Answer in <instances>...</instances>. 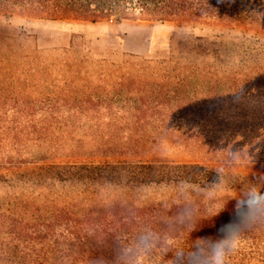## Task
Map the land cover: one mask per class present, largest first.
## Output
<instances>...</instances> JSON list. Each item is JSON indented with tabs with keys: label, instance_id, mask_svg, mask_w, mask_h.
<instances>
[{
	"label": "trees",
	"instance_id": "16d2710c",
	"mask_svg": "<svg viewBox=\"0 0 264 264\" xmlns=\"http://www.w3.org/2000/svg\"><path fill=\"white\" fill-rule=\"evenodd\" d=\"M0 18L88 24L111 19L148 21L187 30L186 40L172 47L168 60L155 63L147 57L138 58V71L144 73L137 74L152 78L179 76V65L196 62L205 69L193 70L188 65L185 70L189 74H210L211 65L225 60L222 30L239 32L249 49L247 55L254 57L252 67L246 65L239 74L264 80V0H0ZM205 32L214 36L198 34ZM4 39L0 34V41ZM16 39L22 41L20 36ZM71 46L55 58L42 59V64L57 68L64 85L56 95L37 100L40 111L35 112L19 97L0 96V264H117L121 248L145 226L151 225L165 239L169 234L179 237L181 226L175 217L182 199L191 200L195 211L205 214L190 239L215 238L218 229L234 223V205L227 203L213 216L217 201L202 196L207 191L215 194L220 183L219 174L207 165L27 163L10 156L19 152L22 140L34 137L37 142L53 121L71 124L99 117V112L90 115L94 108H85L99 107L105 101L102 94L92 93L95 87L90 76H115L118 72L90 73L86 67L90 57L73 59ZM16 58L26 56L13 53L8 60ZM171 61L176 67H169ZM148 93L130 90L126 97L144 104L145 99L155 98ZM7 104L10 108L4 109ZM178 188L200 193L186 196V192L175 191ZM160 190L165 195L158 194ZM111 194L126 201H115ZM245 238L253 249L247 255L239 251L231 264H264V233L252 232Z\"/></svg>",
	"mask_w": 264,
	"mask_h": 264
},
{
	"label": "rangeland",
	"instance_id": "374dc122",
	"mask_svg": "<svg viewBox=\"0 0 264 264\" xmlns=\"http://www.w3.org/2000/svg\"><path fill=\"white\" fill-rule=\"evenodd\" d=\"M222 31L225 60L211 65L210 74H189L185 70L188 65L193 70L205 69L196 62L179 65V76L152 78L137 74L144 73L138 71V58L147 57L155 63L168 60L172 47L186 40L187 30L148 21L111 19L88 24L0 18V34L6 36L5 41H0V57L6 61H0L2 97H19L28 101L35 112L40 111L42 106L37 100L56 95L64 85L57 68L42 64V59L55 58L71 45L73 59L90 57L86 66L90 73L118 72L115 76H90L95 87L92 93L102 94L105 101L99 107L85 108H94L90 115L99 112V117L71 124L53 121L47 124L48 130L38 135L37 142L34 137L22 140L19 152L10 156L27 163H198L220 176L213 198L208 191L202 196L235 205L231 199L238 189L254 177L264 176V80L239 74L246 65L252 67L254 57L247 55L249 49L239 32ZM198 34L214 36L212 32ZM18 36L22 41H17ZM13 53L26 58L8 60ZM171 62L169 67H176ZM96 77L100 81L94 80ZM130 90L153 93L155 98L145 99L144 104L133 103L126 97ZM106 93L110 95L104 96ZM153 100L155 103H151ZM3 107L10 108L8 104ZM241 152L247 164L235 158ZM175 191L191 197L200 193L179 188ZM111 196L115 201H126L120 195ZM215 234L219 238L222 229ZM246 241L245 238L240 251L247 255L253 248Z\"/></svg>",
	"mask_w": 264,
	"mask_h": 264
},
{
	"label": "clouds",
	"instance_id": "9594fccd",
	"mask_svg": "<svg viewBox=\"0 0 264 264\" xmlns=\"http://www.w3.org/2000/svg\"><path fill=\"white\" fill-rule=\"evenodd\" d=\"M235 158L247 164L242 152ZM231 201H235L236 221L226 226L219 238L190 239L191 233L199 230L198 222L205 214L195 211L191 200L182 199L175 217L181 226L180 236L169 234L165 239L151 225L145 226L121 248L117 264H231L245 237L264 230V176L254 177L242 186ZM228 202L218 201L212 215L222 212Z\"/></svg>",
	"mask_w": 264,
	"mask_h": 264
}]
</instances>
